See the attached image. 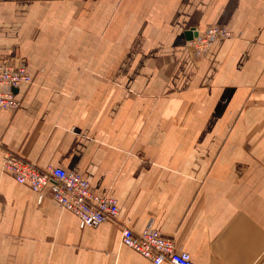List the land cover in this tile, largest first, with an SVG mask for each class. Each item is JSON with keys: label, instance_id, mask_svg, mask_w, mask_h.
Returning <instances> with one entry per match:
<instances>
[{"label": "crops", "instance_id": "crops-1", "mask_svg": "<svg viewBox=\"0 0 264 264\" xmlns=\"http://www.w3.org/2000/svg\"><path fill=\"white\" fill-rule=\"evenodd\" d=\"M209 26L231 36L197 57L187 33ZM0 56L31 76L0 108V264H152L122 226L264 264V0H0ZM5 151L82 175L116 221L39 203Z\"/></svg>", "mask_w": 264, "mask_h": 264}, {"label": "built area", "instance_id": "built-area-1", "mask_svg": "<svg viewBox=\"0 0 264 264\" xmlns=\"http://www.w3.org/2000/svg\"><path fill=\"white\" fill-rule=\"evenodd\" d=\"M230 36L231 33L221 26H209L196 37L189 39L187 47L195 56L200 57L209 50L213 42ZM30 82L31 76L27 72L24 59L0 56V108L16 109L19 100L15 90ZM2 170L16 183L26 185L35 192L39 203L49 193L53 200L77 217L81 228L114 222L117 219L116 200L92 188L78 173L60 166L39 168L11 151L4 153ZM120 240L124 246L152 264H195L187 252L178 251L172 240L164 238L159 230L151 227L136 232L128 226H122Z\"/></svg>", "mask_w": 264, "mask_h": 264}, {"label": "water", "instance_id": "water-1", "mask_svg": "<svg viewBox=\"0 0 264 264\" xmlns=\"http://www.w3.org/2000/svg\"><path fill=\"white\" fill-rule=\"evenodd\" d=\"M189 36H188V39H191V38H193V37H196L197 36V32L195 31V32H188L187 33ZM16 91V90H15Z\"/></svg>", "mask_w": 264, "mask_h": 264}]
</instances>
